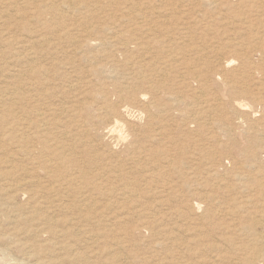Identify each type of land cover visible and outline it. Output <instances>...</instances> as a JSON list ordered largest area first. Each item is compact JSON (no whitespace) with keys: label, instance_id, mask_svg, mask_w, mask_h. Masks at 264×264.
<instances>
[{"label":"rangeland","instance_id":"374dc122","mask_svg":"<svg viewBox=\"0 0 264 264\" xmlns=\"http://www.w3.org/2000/svg\"><path fill=\"white\" fill-rule=\"evenodd\" d=\"M83 25L88 26L86 33L80 30ZM160 29L165 33H160ZM156 39L162 44H155ZM263 40L264 0H73L72 3H68V0H0V116L11 119L0 127L7 132L13 128L10 132L12 135L9 134L7 139L0 142V171L11 172V175L3 180V184H0V187H4L0 189V202L3 200V211L0 210V264H32L35 259L32 257L34 252L47 264H263L257 261L260 245L257 236L264 226ZM93 57L96 58L95 61L89 62L90 58L94 60ZM156 60L160 62L157 63ZM231 60L233 64L228 67H222L220 64ZM157 66L158 73L154 70L155 73L152 68ZM205 69H214L216 75L206 73ZM30 70L34 72L32 75ZM86 70L98 72L84 76ZM99 72L102 73L101 76ZM140 73L152 76L144 82L145 84L142 83L143 86L138 83L135 88L136 100L127 103L131 106L128 112L124 100L119 102L117 99L115 80H121L129 86L137 81V74ZM82 77L84 82L87 80L86 87L82 85L75 90L68 88L75 80L82 81ZM101 78H104L105 82ZM157 81L161 83L158 85L159 89ZM162 83L165 84L164 87ZM91 87L102 88L103 93L99 94L97 103L93 102L87 108L88 111L78 109L79 112L72 117L74 112H71V115V106L76 105V101L89 100L84 93ZM233 88L246 91V88H249L248 94H232ZM166 90L169 93L165 92ZM104 94L107 97L105 100L102 99ZM155 95H159L161 100L158 101ZM241 99L248 103V110L243 111L235 106V101ZM106 101L116 106L122 104L120 119L124 124V140L116 142L102 136L104 125L112 120L101 117L104 105L98 107L97 104L102 105ZM132 104L137 105L132 107ZM4 111L5 114H2ZM27 111L37 118H40L39 114H43L42 119L46 117L47 123L50 124L48 128L36 130L38 135L44 131L43 135L46 134L51 139L48 146L55 143L65 144L70 148L74 146L71 140L65 142L58 136V131L64 128L61 126L56 130L52 121L69 124V129L73 126L70 131L74 137L78 133L86 136L83 140L81 138V142L79 140L80 145L75 144L73 147L75 153L71 157H75V164L78 166L69 167L70 163L66 162L63 168L67 167L69 172L61 169L66 180L72 181L69 185L70 191L63 189L64 185L62 190L49 178L48 171L51 174L59 173L54 166L57 161L50 155V151L41 146L42 143H38L41 142L38 137L34 139L33 144L27 139H22L27 146L33 145L32 151L28 149V153L20 147L18 149L17 142L12 144L11 136H16L14 131L18 129L12 116L16 112L14 116L23 113L27 115ZM221 114L231 119L232 137L235 142L227 138L226 130L231 129L222 126V122L227 123V119L223 120ZM68 116L73 119L65 120ZM97 119L101 122L97 123ZM90 121L95 123L94 129L97 128V131H92L88 126ZM253 121L258 124L250 129L249 124ZM8 123L13 127L10 128ZM201 125H204L203 128L198 127ZM239 125L247 126L249 131ZM49 126L55 131H51ZM87 126L90 129L86 128ZM26 128L24 125V129ZM80 128L83 129L82 132ZM77 129L80 131L76 132ZM27 130L28 128L25 132L29 131ZM30 131L29 135H34L35 131ZM83 132L87 134L83 135ZM200 134L202 136H199ZM94 139L96 140L93 141ZM83 144L87 147L84 148ZM223 144L230 149L238 148L240 154H232L238 158L233 160ZM138 149L139 151H136ZM95 155L101 156V168L97 166L100 163L89 165L88 159ZM49 158L54 163L48 161ZM124 158L129 163H126ZM102 161L105 163L102 164ZM13 163L16 166H12ZM86 164L89 166L86 167ZM90 168L94 172L93 175L96 173L95 177L92 174L89 177ZM103 168L107 170L106 174L103 173ZM120 174L129 179L128 190L124 186L121 187L125 182H121L117 177ZM13 175H16V178ZM103 175H108L105 180ZM17 181L20 187L17 186ZM75 181H78L76 186ZM114 183H118L119 187ZM93 185L103 187L97 191ZM13 186L16 187L12 188ZM44 186H48V190L45 191ZM72 187L80 190L76 189V192ZM122 188L125 190L122 191ZM96 191L99 196L103 194L101 198ZM28 192L32 193L27 194ZM121 197L124 199L123 203L116 201ZM110 200L116 202L113 204ZM95 201L97 205L93 203ZM40 203L42 204L39 205ZM44 204L45 206H42ZM36 205L39 209L43 207V211L37 212L38 214L26 221L28 215L24 213L31 211V208H38ZM91 213H94L92 217H88ZM20 214H23L25 221L20 219ZM74 215L78 218L76 216L72 219ZM111 216L119 218L116 220ZM16 217L18 219H15ZM83 217L88 218L82 220ZM120 218L124 221L120 222ZM59 220L64 221V224L54 225L55 221ZM52 225L57 226V229ZM50 227L61 231V236L52 237ZM66 229L69 234L64 233ZM2 237L6 239L2 240ZM57 260L58 262H55Z\"/></svg>","mask_w":264,"mask_h":264},{"label":"bare ground","instance_id":"6f19581e","mask_svg":"<svg viewBox=\"0 0 264 264\" xmlns=\"http://www.w3.org/2000/svg\"><path fill=\"white\" fill-rule=\"evenodd\" d=\"M72 1L73 0H68V3H72ZM73 5V4H72ZM75 6V5H74ZM216 8V7H215ZM138 12V11H137ZM137 25H139V23L137 24ZM84 26V27H83ZM81 28H80V30H81V32H87V28H88V26H86V25H83ZM143 26H145V25H143ZM91 29V28H90ZM80 32V33H81ZM160 33H162V34H164L165 32H164V30H161L160 29V31H159ZM240 33V32H239ZM163 36V35H162ZM160 37V36H159ZM158 37V38H159ZM163 37H165V35L163 36ZM263 37V36H262ZM240 38V37H239ZM130 39V38H129ZM136 39V38H135ZM160 39V38H159ZM260 39V38H259ZM258 39V40H259ZM102 40V39H101ZM158 39H156V40H154V43L155 44H162L160 41H157ZM161 40V39H160ZM164 40V38L162 39V41ZM93 41V40H92ZM264 41V40H263ZM164 42V41H163ZM251 42V41H250ZM83 43V42H82ZM165 43H167L166 41H165ZM100 44H101V42H100ZM120 44V43H119ZM124 44V43H123ZM122 44V45H123ZM141 44V43H140ZM153 44V43H152ZM152 44H151V46H152ZM214 44V43H213ZM84 45V44H83ZM148 45V44H147ZM150 45V44H149ZM80 46H81V44H80ZM101 46V45H100ZM136 47H138V46H140V45H135ZM146 45L144 44V47H145ZM157 46V45H156ZM78 47V46H77ZM141 47V46H140ZM149 47V46H148ZM153 47H154V44H153ZM105 48V47H104ZM147 48V47H146ZM152 47H150V49H151ZM157 48V47H156ZM208 48V47H207ZM206 48V49H207ZM74 49V48H73ZM137 49V48H136ZM135 49V50H136ZM233 49V48H232ZM234 49H236V48H234ZM238 49H240V48H238ZM77 50V49H76ZM101 50H103V46H102V49ZM117 50V49H116ZM134 50V51H135ZM28 51V50H27ZM30 51V50H29ZM118 51V50H117ZM140 51V50H139ZM142 51V50H141ZM147 51H149V50H147ZM152 51H154V49L152 50ZM240 51V50H239ZM123 52H125V50L123 51ZM132 52H133V50H132ZM263 52H264V47H263ZM127 53V52H126ZM130 53V52H129ZM135 53V52H134ZM139 53V52H138ZM142 53V52H141ZM211 53H213V51H211ZM239 53V52H238ZM260 53V52H259ZM23 54V53H22ZM98 54V53H97ZM133 54V53H132ZM200 54H201V52H200ZM202 54H204V56H206L205 55V53H202ZM79 55V54H78ZM139 55V54H138ZM141 55V54H140ZM23 56V55H22ZM29 56H31V54L29 55ZM28 56V57H29ZM146 56V55H145ZM24 57V56H23ZM89 57V56H88ZM31 58V57H30ZM81 57H79V60H81L80 59ZM152 58V57H151ZM151 58H149V59H151ZM171 58V57H170ZM240 58V57H239ZM85 59V58H84ZM93 59H94V57H93ZM96 59V58H95ZM95 59L94 60H91V58H90V60H89V62L91 61H95ZM149 59H148V61H149ZM167 59H169V57H167ZM194 59V58H193ZM197 59H198V57H197ZM204 59V58H203ZM202 59V60H203ZM212 59V58H211ZM230 59V58H229ZM250 59V58H249ZM248 59V60H249ZM260 59V58H259ZM22 60H23V58H22ZM78 60V62H80ZM99 60V59H98ZM101 60H102V58H101ZM113 60V59H112ZM152 60V59H151ZM206 60V59H205ZM207 60H208V56H207ZM228 60V59H227ZM238 60V59H237ZM243 60V59H242ZM82 61V60H81ZM84 61H86V60H84ZM115 61V60H114ZM147 61V62H148ZM155 61V60H154ZM157 61V60H156ZM177 60H175V62H176ZM193 61H195V59L193 60ZM212 61H213V59H212ZM222 61V60H221ZM220 60H219V62H221ZM244 61V60H243ZM242 61V62H243ZM19 62H20V60H19ZM18 62V63H19ZM87 62V61H86ZM146 62V61H145ZM150 62V61H149ZM160 61L158 60L157 61V63H159ZM236 62V61H235ZM111 64H112V62H110ZM110 63H107V64H110ZM115 63V62H114ZM140 63V62H139ZM142 63V62H141ZM152 63V62H151ZM150 63V64H151ZM153 63H156V62H153ZM170 63V62H169ZM16 64V63H15ZM110 64V65H111ZM116 64V63H115ZM115 64H113V65H115ZM134 64V63H133ZM133 64H131V66L133 65ZM162 64V63H161ZM221 65H222V67L224 66V67H228L230 64H233V61L231 60V61H223L222 63H220ZM249 64V63H248ZM17 65V64H16ZM19 65V64H18ZM17 65V66H18ZM112 65V66H113ZM137 65V64H136ZM136 65H134V66H136ZM139 65V64H138ZM155 65V64H154ZM160 65V64H159ZM68 66H70V65H68ZM140 66V65H139ZM153 66V65H152ZM61 67H63V65L61 66ZM113 67H116V66H113ZM138 67V66H137ZM163 67V66H162ZM161 67V68H162ZM246 67V66H245ZM72 68H74V67H72ZM71 68V69H72ZM136 68V67H135ZM90 69V68H89ZM156 69H159V67L157 66V67H153L152 68V70L154 71V70H156ZM164 69V68H163ZM166 69V68H165ZM244 69V68H243ZM100 70H102V69H100ZM104 70V69H103ZM108 70V69H107ZM162 69H160V71H161ZM135 71V70H134ZM159 71V72H160ZM229 71V70H228ZM41 71H39V73H40ZM74 72V71H73ZM96 72H98V71H96V70H86L84 73H83V75L84 74H90V73H92V74H96ZM131 73H132V71H130ZM140 72V71H139ZM142 72V71H141ZM155 72V71H154ZM156 72H157V70H156ZM155 72V73H156ZM205 72L206 73H208V74H210V75H216L215 74V70L214 69H212V71H209L208 69H205ZM29 73L32 75L34 72H33V70H30L29 71ZM100 73V72H99ZM154 73V74H155ZM158 73V72H157ZM163 73V72H162ZM161 73V74H162ZM101 74L102 73H100L99 75L101 76ZM111 74V73H110ZM114 74V73H113ZM99 75L97 76V77H99ZM106 75H109V74H106ZM112 75V74H111ZM126 75V74H125ZM137 75H139L138 77H137V81L135 82V83H132V85H129V86H127V85H125V84H123L122 83V81L120 80H115V78H114V80H115V82L117 83V87H115V89L114 90H116L115 92L117 93L116 95H117V99L119 100V102H123V100H124V103H126V105H127V103L128 102H133L134 100H136V97H137V92H136V87H138V83L140 82V84H142V83H144L148 78H151L150 76H152V74L151 75H147V74H143V73H140V74H137ZM163 75V74H162ZM231 75V74H230ZM85 76V75H84ZM103 76V75H102ZM113 76H115V75H113ZM112 76V77H113ZM119 76V75H118ZM164 76V75H163ZM163 76H162V78H163ZM180 76H182V74L180 75ZM179 76V77H180ZM184 76V75H183ZM90 77H91V75H90ZM94 76H92V78H93ZM107 77V76H106ZM111 77V78H112ZM117 77V76H116ZM123 77V76H122ZM121 77V78H122ZM75 78H76V76H75ZM91 78V79H92ZM105 78V77H104ZM104 78L102 79L101 78V80H103L104 81ZM108 78V77H107ZM110 78V79H111ZM161 78V77H160ZM196 78V77H195ZM82 79V81H77V80H75V82L73 83V85H70L68 88L70 89V90H75V89H79L80 87H82V85H83V87H86L87 85H88V83L86 84L85 82L87 81V80H85V82H84V77H82L81 78ZM90 79V78H89ZM119 79V78H118ZM183 79H184V77H183ZM100 80V79H99ZM157 80V79H156ZM185 80V79H184ZM91 81V80H90ZM113 81V80H112ZM111 81V82H112ZM142 81V82H141ZM155 81V80H154ZM160 81V80H159ZM73 82V81H72ZM95 82V81H94ZM105 82V81H104ZM107 82V84H110V83H108V81H106ZM122 84H121V83ZM127 82V81H126ZM129 82V81H128ZM147 82V81H146ZM161 82V81H160ZM163 82V81H162ZM166 82V81H165ZM90 83V82H89ZM114 83V82H113ZM155 83H156V81H155ZM154 83V84H155ZM103 84V83H102ZM106 84V83H105ZM139 84V85H140ZM145 84V83H144ZM169 84V83H168ZM146 85H147V83H146ZM158 85H161V83H159L158 81H157V86ZM98 86V85H97ZM100 86V85H99ZM98 86V87H99ZM102 86V85H101ZM105 86V85H104ZM113 86V85H112ZM111 86V87H112ZM142 86H143V84H142ZM148 86V85H147ZM156 86V85H155ZM165 86V84L163 85V83H162V87H164ZM228 86V85H227ZM234 86H235V84H234ZM106 87H108L109 88V86L107 85ZM150 87V86H149ZM113 88V87H112ZM160 88V86H158V88L157 89H159ZM81 89H83V88H81ZM246 89H248L249 90V88H246ZM5 90V89H4ZM102 90V88L100 87L99 89H97L96 87L94 88V87H91V89L90 88H87V90L85 91V93L84 92H82V93H84V96H86L89 100H86V101H88V102H86V101H83V102H78V101H76V103H75V101L73 102V103H75L76 105H74L73 103V105L71 106V108H73V109H71L70 110V113L71 112H74V114H73V116L72 117H74L75 116V114H76V112L78 111V109H80V110H82V109H84V111H85V109H87V108H89L90 106H91V104L93 103V102H96L97 103V100H98V96H99V94H102L103 92L101 91ZM153 90V89H152ZM248 90L246 91L245 89L243 90V89H232L231 91H232V94L234 93V94H240V95H246V94H248ZM0 91H2V89H0ZM105 91V90H104ZM153 91H155V89L153 90ZM158 91H160V90H158ZM6 92V91H5ZM161 92V91H160ZM165 92H167V93H169L167 90L165 91ZM139 93V92H138ZM12 94V93H11ZM114 94V93H113ZM139 94H142V93H139ZM152 95L154 94V93H151ZM7 95V94H6ZM143 95V94H142ZM168 95V94H167ZM102 96V95H101ZM114 96V95H113ZM144 96V95H143ZM156 96V95H155ZM172 96V95H171ZM236 96V95H235ZM1 97V96H0ZM11 97H12V95H11ZM116 97V96H115ZM154 97V96H153ZM157 97V96H156ZM48 98V97H47ZM76 98V97H75ZM158 101H159V99L161 100V98H159V95H158ZM166 98V97H165ZM3 99V98H2ZM102 99H107V97H106V94H104L103 95V98ZM143 99V98H142ZM154 99H155V97H154ZM153 99V101H155ZM232 99V98H231ZM7 100V99H6ZM243 99H241V101H235V106L237 107V108H240V110H248L247 109V107H248V103H245L244 101H242ZM9 101V100H8ZM110 101V100H109ZM108 101V102H109ZM126 101V102H125ZM152 100H151V102H153ZM0 102H2V101H0ZM12 102V101H11ZM107 101L106 102H104V103H102V105H99V104H101V103H99V104H97L98 105V107H100V106H103V109H104V112L103 111H101V112H103L101 115V117L103 118V119H108V120H112V121H109L108 123H106L105 125H104V127H103V135L102 136H107V137H109L110 138V140L111 139H114L116 142H118V141H121V140H124V138H125V132H124V127H123V123L121 122L122 120L120 119V107L122 106V104H120L121 106H116V104L115 105H112V104H110V103H108ZM110 102H112V101H110ZM150 102V101H149ZM6 103V102H5ZM9 104H10V101L8 102ZM13 103V102H12ZM11 103V104H12ZM113 103H115V102H113ZM135 103H137V102H135ZM139 103V102H138ZM71 104V103H70ZM148 104V103H147ZM159 105L161 104V103H158ZM31 105H34V104H31ZM94 105H96V104H94ZM125 105V106H126ZM133 105L134 104H132V107H133ZM137 105V104H136ZM136 105H134V106H136ZM142 105V104H141ZM143 105H144V103H143ZM158 105V106H159ZM124 106V105H123ZM147 106V105H146ZM155 106H156V103H155ZM12 107V106H11ZM31 107H34V106H31ZM97 106H96V108H98ZM144 107V106H143ZM154 107V106H153ZM9 108V107H8ZM21 108V107H20ZM29 108H30V106H29ZM68 108V107H67ZM92 108V107H91ZM95 108V109H96ZM125 108V107H124ZM129 108H131V106L129 107L128 105H127V107H126V110L129 112ZM134 108H137V107H134ZM158 108H162V107H158ZM10 109V108H9ZM31 109V108H30ZM70 109V108H69ZM122 109V108H121ZM152 109V108H151ZM154 109V108H153ZM155 109H157V107L155 108ZM154 109V110H155ZM1 110V109H0ZM33 110V109H32ZM36 110V109H35ZM44 110V109H43ZM42 110V111H43ZM62 110V109H61ZM68 110V109H67ZM135 110V109H134ZM142 110V109H141ZM145 110V109H144ZM7 111H9V110H6V112ZM30 111V110H29ZM65 111V110H64ZM69 111V110H68ZM87 111H88V109H87ZM146 111V110H145ZM157 111H158V109H157ZM156 111V112H157ZM19 112V111H18ZM21 112V111H20ZM22 112H23V110H22ZM26 112V111H25ZM31 112V111H30ZM36 112V111H35ZM39 112V111H38ZM50 112H52V110L50 111ZM79 112V111H78ZM99 112V111H98ZM191 112V111H190ZM2 114H5V111L4 112H1ZM17 113V112H16ZM15 113V114H16ZM27 113H28V111H27ZM49 113V112H48ZM81 113V112H80ZM86 113V112H85ZM140 113V112H139ZM146 113H148V112H146ZM159 113H160V110H159ZM14 114V115H15ZM24 114V113H23ZM23 114H20V116H12V120H13V122H14V125L15 126H17L18 127V129L17 130H15L14 131V133L16 134V136H11V140L14 142L15 141V143H13L10 139V141L12 142V144L14 145V144H16V142H17V144H18V149H19V147H20V149H24L25 151L27 150V153L29 152V151H32V146H27V143L26 142H24L22 139H27L28 140V142L29 141H31V142H29V143H31V144H33L34 142V139L36 140V138L38 137L39 138V141L41 140V142H38V143H42L41 144V146L45 149V150H47V151H50V155L51 156H53V157H55L54 159L57 161V163L55 164L50 158L48 159V161L49 160H51L53 163H54V166H56L57 167V170L59 171V173L58 174H51V172L50 171H48V173H49V175H48V173H46V175H48L49 176V178H51L52 180H53V182H55L56 184H57V186L59 185L60 187H61V189H62V187H63V185H64V187H63V189L64 188H67L68 190L70 189V187H69V185L71 184L70 182H72L70 179L69 180H66L67 178H66V176H65V174H64V170L67 168L66 166V168L64 169L63 167H64V165L65 164H67V163H70V165H68L69 167L70 166H75V167H77L78 165H76L75 163H76V159H74L75 157H71V156H73L74 155V153L75 152H73V149H75V148H73L74 146H75V144L77 145V144H79L80 145V143H78L79 142V140H80V142H81V138H82V140H83V138H84V134H87V132L86 133H84L83 132V135L84 136H82V134L81 133H76V132H78V131H80L81 130V132H82V130L84 129V126H83V129H81L80 128V130H78L77 129V131L75 132L76 134H77V138L76 137H74L73 135V133L70 131L71 129H72V127H71V129H69V127L68 126H70L69 124H67L66 125V123L65 124H63L64 122H61V121H58V122H54V121H52L51 123H52V125H54L55 126V128H56V130L57 129H60L61 128V126H62V128H64V129H61L60 131H58V133L57 134H59L58 136H60V138H63L64 139V141L66 142V141H72V143L74 144V146H72V148H70V147H68V145L66 146L65 144L64 145H62V144H58V143H55V144H53L52 146L54 147L55 146V148H53L52 146H48L47 144H48V142L49 141H51V139H49L47 136H46V134L45 135H43L44 133V131L42 132V134H40V135H38L39 133H37V130H39L40 128L41 129H46V127L48 126V125H50V124H48L47 123V120L44 118V119H42V115L43 114H39V116H40V118H37L36 116H33V113H32V115H31V113L29 114H27V115H23ZM51 114V113H50ZM52 114H53V112H52ZM51 114V115H52ZM67 114V113H66ZM65 114V115H66ZM88 114V113H87ZM94 114V113H93ZM149 114V113H148ZM157 114V113H156ZM71 115H72V113H71ZM150 115H152V114H150ZM219 115V114H218ZM24 116H27V117H24ZM38 116V117H39ZM98 116V115H97ZM155 116V115H154ZM72 117H70L69 118V116L68 117H66L65 118V120H68V119H71ZM77 117V116H76ZM91 117H93V116H91ZM153 117V116H152ZM157 117V116H156ZM220 117V116H219ZM50 118V117H49ZM52 118V117H51ZM121 118H123V117H121ZM159 118V117H158ZM190 118V117H189ZM221 118L223 119V120H226L227 119V123H223L222 122V126L224 125L225 127H228V129H231L232 128V121H231V119L229 118H227L226 116H223L222 114H221ZM61 119V118H60ZM73 119V118H72ZM76 119V118H75ZM78 119V118H77ZM92 119V118H91ZM102 119V120H103ZM163 119V118H162ZM8 120L10 121L11 119L10 118H6V117H3V116H0V126H1V124L2 123H4V122H8ZM55 120V119H54ZM151 120V119H150ZM57 121V120H56ZM71 120H69V122H70ZM97 121H98V119H97ZM159 121H160V119H159ZM191 121H192V119H191ZM72 122V121H71ZM84 122V121H83ZM99 122H101V121H98L97 123H99ZM151 122V121H150ZM149 122V123H150ZM187 122H188V120H187ZM204 122V121H203ZM246 122H249V121H246ZM68 123V122H67ZM146 123V122H145ZM148 123V122H147ZM156 123H158V122H156ZM191 123V122H190ZM240 123V122H239ZM10 123H8V125H9ZM62 124V125H61ZM78 124H79V121H78ZM82 124V123H81ZM103 124H104V122H103ZM129 124V123H128ZM151 124V123H150ZM153 124V123H152ZM162 124V122H160V125ZM189 124V123H188ZM199 124V123H198ZM257 124L258 123H256V122H254L253 121V123H251V124H249V126L251 125V127H250V129H252V128H255V126H257ZM5 125H7V124H5ZM7 125V126H8ZM24 125H26V127L28 128V132H25V130L27 129H24ZM73 125V124H72ZM74 125H76V124H74ZM159 125V124H158ZM187 125V124H186ZM200 125V124H199ZM80 126V125H79ZM91 129H92V131L94 130V131H97L96 129H94V127H95V123L93 122V121H90V123H89V125H88ZM88 126L86 127V128H88ZM203 126L204 125H201V126H198V127H201V128H203ZM206 126V125H205ZM9 127L11 128V127H13V126H10L9 125ZM51 126H49V129L51 130V128H50ZM159 127H161V126H159ZM236 126H234V128H235ZM239 127H240V125H239ZM243 127H245V129H247L246 127L247 126H243ZM243 127H240V128H243ZM48 128V127H47ZM77 128V126L75 127V129ZM79 128V127H78ZM90 128H88V129H90ZM163 128V127H162ZM5 129V128H4ZM13 129V128H12ZM12 129H11V131H12ZM16 129V128H15ZM24 129V130H23ZM30 129H33L34 131H35V133H34V135L32 136V135H29V134H31L30 132ZM37 129V130H36ZM226 129V128H225ZM8 130V129H7ZM53 130V129H52ZM51 130V131H52ZM232 130V129H231ZM231 130H226V136H227V138L229 137V139H230V141L231 142H235L234 141V139H233V137H232V132H233V130L231 131ZM248 130V129H247ZM10 131V132H11ZM51 131H49V132H51ZM55 131V129L53 130V132ZM145 131V130H144ZM149 131V130H148ZM201 131V130H200ZM223 131V130H222ZM244 131V130H243ZM249 131V130H248ZM9 132V131H8ZM6 130H4L3 131V128H1L0 127V142H2V140L4 139H7L8 138V135L10 134V132L8 133ZM48 132V131H47ZM134 132V131H133ZM159 132V131H158ZM221 132V131H220ZM225 132V131H224ZM224 132H221V133H224ZM246 132V130L244 131V133ZM264 132V131H263ZM56 133V132H55ZM97 133V132H96ZM145 133V132H144ZM150 133V132H149ZM194 133H196V132H194ZM235 133H237V132H235ZM242 133V132H241ZM247 133V132H246ZM245 133V134H246ZM14 134V135H15ZM95 134V133H94ZM94 134H92V135H94ZM141 134H143V133H141ZM147 134H148V132H147ZM151 134V133H150ZM159 134V133H158ZM202 134V133H201ZM199 135V136H202V135ZM238 134V133H237ZM10 135H12V134H10ZM9 135V136H10ZM133 135V134H132ZM143 135H145V134H143ZM152 135V134H151ZM160 135V134H159ZM198 135V134H197ZM129 136V135H128ZM225 136V135H224ZM86 137V136H85ZM89 137V136H88ZM160 137V136H159ZM222 137V136H221ZM244 137V136H243ZM58 138V137H57ZM54 140L56 139L55 138V136H54V138H53ZM52 139V140H53ZM90 139H91V136H90ZM212 139V138H211ZM214 139V138H213ZM241 139V138H240ZM3 140V141H4ZM8 140V141H9ZM53 140V141H54ZM58 140V139H57ZM89 140V139H88ZM96 139H94L93 141H95ZM141 140V139H140ZM147 140V139H146ZM246 140V139H245ZM9 141V142H10ZM61 141V140H60ZM93 141H91V142H93ZM148 141V140H147ZM156 141V140H155ZM229 141V140H228ZM33 142V143H32ZM55 142V141H54ZM62 142V141H61ZM84 142V144H85V141H83ZM90 142V141H89ZM218 142V141H217ZM238 142V141H237ZM236 142V143H237ZM28 143V144H29ZM37 143V142H36ZM51 143V142H50ZM67 143H69V142H67ZM86 143H88V142H86ZM94 143V142H93ZM93 143H92V145H93ZM97 143V142H96ZM98 143H99V141H98ZM138 143V142H137ZM144 143V142H143ZM2 144V143H1ZM70 144V143H69ZM83 144V147L85 146ZM144 144H147V143H144ZM216 144V143H215ZM222 144V143H221ZM227 144H231V145H234V143H228L227 142ZM242 144V143H241ZM88 145H89V143H88ZM91 145V144H90ZM149 145H151V143L149 144ZM224 145V144H223ZM238 145V144H237ZM36 146V145H35ZM78 146V145H77ZM96 146V145H95ZM100 146V145H99ZM142 146H144V145H142ZM148 146V145H147ZM229 146V145H228ZM239 146H241V145H239ZM0 147H1V145H0ZM15 147V146H14ZM87 147V146H86ZM86 147H84V148H86ZM94 147V146H93ZM97 147H98V145H97ZM230 147V146H229ZM2 148H3V146H2ZM96 148V147H95ZM101 148V147H100ZM141 148V147H140ZM146 147H143V149H145ZM147 148H149V147H147ZM240 148V147H239ZM28 149H29V151H28ZM35 149H38V148H35ZM77 149V148H76ZM80 149L82 150V148L80 147ZM224 149L225 150H228V153H229V156L233 159V158H235L236 156H233L232 154H235V155H238V154H240V152H238L237 150H238V148H237V150H235L234 148L233 149H230V148H228L227 147V145H224ZM246 149V148H245ZM245 149H243V150H245ZM1 150V149H0ZM103 150V149H102ZM130 150V149H129ZM141 150V149H140ZM241 150V149H240ZM248 150V149H247ZM246 150V151H247ZM21 151V150H20ZM23 151V150H22ZM21 151V152H22ZM95 151H97V150H95ZM101 151V150H100ZM100 151H98V152H100ZM120 151V150H119ZM136 151H139V149L138 150H136ZM141 151H143V150H141ZM149 151H150V149H149ZM151 151H153V150H151ZM216 151V150H215ZM2 152V151H1ZM42 152V151H41ZM94 152V151H93ZM98 152H96V154H98ZM102 152V151H101ZM104 152V151H103ZM107 152V151H106ZM106 152H104V153H106ZM112 152V151H111ZM110 152V153H111ZM127 152V151H126ZM4 153V152H3ZM17 153H18V151H17ZM90 153H92V152H90ZM122 153V152H121ZM128 153V152H127ZM131 153H133V151L131 152ZM135 153V152H134ZM141 153H143V152H141ZM148 153V152H147ZM218 153V152H217ZM221 153V152H220ZM242 153H244V152H242ZM1 154V153H0ZM16 154V153H15ZM32 153H30V155H31ZM40 154V153H39ZM43 154V152L40 154V155H42ZM94 154V153H93ZM151 154H152V152H151ZM17 155V154H16ZM34 155V154H33ZM78 155V154H77ZM76 155V156H77ZM83 155V154H82ZM86 155V154H85ZM101 156H102V154H100ZM106 155H108V154H106ZM129 155V154H128ZM137 155V154H136ZM138 155H140V154H138ZM143 155V154H142ZM146 155V154H145ZM150 155V154H149ZM221 155H223V153H221ZM19 156V155H18ZM21 156V155H20ZM25 156H26V153H25ZM45 156H46V154H45ZM47 156H49V155H47ZM50 156V157H51ZM97 156H99V155H95L94 157H92V158H90V159H88L89 160V165H93L94 166V164H97V163H100V159H101V156L100 157H97ZM108 156H111V155H108ZM141 156V155H140ZM147 156V155H146ZM145 156V157H146ZM212 156V155H211ZM213 156H214V154H213ZM220 156V155H219ZM224 157H225V155H223ZM8 157H10V156H8ZM12 157V156H11ZM14 157H15V155H14ZM24 157V156H23ZM27 157V156H26ZM31 157H32V155H31ZM34 157V156H33ZM37 157H39V156H37ZM43 157V156H42ZM42 157L40 158L42 161H43V159H42ZM89 157V156H88ZM103 157H104V155H103ZM107 157V156H106ZM114 157V156H113ZM116 157H118V155L116 156ZM130 157V156H129ZM150 157V156H149ZM148 157V158H149ZM229 157V158H230ZM2 158H4V157H2ZM16 158V157H15ZM45 158H47V157H45ZM82 158V157H81ZM95 158V159H94ZM108 158V157H107ZM107 158H105V160L107 159ZM137 158H138V156H137ZM136 158V159H137ZM140 158V157H139ZM142 158V157H141ZM236 158H238V157H236ZM6 159V158H5ZM8 159V158H7ZM22 159V158H21ZM78 159V158H77ZM109 159H111V158H109ZM108 159V160H109ZM213 159H214V157H213ZM76 160V161H75ZM81 160V159H80ZM117 160V159H116ZM124 160H125V162H126V159L124 158ZM234 160V159H233ZM235 160H238V159H235ZM5 160L3 159V162H4ZM11 161V163H12V160H10ZM14 161V160H13ZM45 161V160H44ZM50 161V162H51ZM87 161V160H86ZM111 161H113V159L111 160ZM129 161V160H128ZM140 161V160H139ZM51 162V163H52ZM67 162V163H66ZM80 162V161H79ZM95 162V163H94ZM135 162V160L133 161V163ZM0 163H1V156H0ZM40 163V162H39ZM43 163V162H42ZM91 163V164H90ZM104 163H105V161H104ZM103 163V161H102V164H104ZM107 163H109V162H107ZM122 163V162H121ZM124 163V162H123ZM126 163H129V162H126ZM8 164H10V162H8ZM44 165H46L47 164V161H46V164H45V162L43 163ZM80 164V163H79ZM115 164H117L116 163V161H115ZM115 164H110V165H115ZM5 165V164H4ZM31 165V164H30ZM42 165V164H41ZM47 165H49V164H47ZM87 165V164H86ZM89 165H87L86 167H88ZM1 166H3V165H1ZM12 166H16V165H14V163H13V165ZM51 166V165H50ZM81 166H83V165H81ZM97 166H100V168L102 167V165H101V163H100V165L98 164ZM96 166V167H97ZM106 166V165H105ZM68 167V168H69ZM112 167V166H111ZM116 167V166H115ZM120 167H121V165H120ZM132 167V166H131ZM137 167V166H136ZM4 168H5V166H4ZM45 168H48V167H46L45 166ZM51 168H53V167H51ZM83 168H85V165H84V167ZM122 168V167H121ZM126 168V167H125ZM133 168H135V167H133ZM43 169H44V167H43ZM50 169V168H49ZM63 171H62V170ZM71 169V168H70ZM87 169V168H86ZM85 169V170H86ZM91 169V168H90ZM89 169V170H90ZM95 169V168H94ZM99 169V168H98ZM107 169H109V168H107ZM119 169V168H118ZM61 170V171H60ZM66 170H68V169H66ZM76 170V169H75ZM84 170V171H85ZM103 170H104V168H103ZM103 170H102V172H103ZM111 170V169H110ZM113 170H114V168H113ZM126 170V169H125ZM12 171V170H11ZM17 171V170H16ZM21 171V170H20ZM20 171H18V172H20ZM44 171H45V169H44ZM71 171H72V169H71ZM70 171V172H71ZM77 171V170H76ZM80 171V170H79ZM79 171L78 172H76L77 174L79 173ZM99 171V170H98ZM105 171H107V170H104V174H106L105 173ZM115 171H116V169H115ZM120 171V170H119ZM123 171V170H122ZM68 172H69V170H68ZM100 173H101V171H99ZM110 172V171H109ZM11 172H9V170L7 171V170H5V171H0V184H3V180H6L7 179V177L9 176V175H11L10 174ZM72 173V172H71ZM70 173V174H71ZM84 173V172H83ZM82 173V174H83ZM87 173V172H86ZM92 173H94L93 171H92V169H91V171H89V175L90 174H92ZM102 173V174H103ZM137 173V172H136ZM19 174V173H18ZM81 174V173H80ZM81 174V175H82ZM96 174V173H95ZM95 174L93 175L94 177H95ZM98 174V173H97ZM115 174H116V172H115ZM20 175H22V172H21V174ZM45 175V176H46ZM101 175V174H100ZM111 176H112V173L110 174ZM136 175V174H135ZM13 176H15V178H16V175H13ZM18 176V175H17ZM104 176V175H103ZM108 176V175H107ZM107 176H104L105 178H104V180L106 179V177ZM69 177V176H68ZM74 177V176H73ZM78 177V176H77ZM80 177V176H79ZM89 177H91V175L89 176ZM113 177V176H112ZM117 177H119V179H120V181L121 182H125L124 184H122L121 185V187L122 186H124V188H127L126 190H128L129 188H128V185H130V183H129V179L127 180L125 177H124V175H118ZM127 177V176H126ZM71 178V177H70ZM87 178H88V176H87ZM93 178V177H92ZM131 179H134V178H132V177H130ZM75 179V178H74ZM77 179V178H76ZM102 179V178H101ZM9 180H11V179H9ZM25 180V179H24ZM78 180V179H77ZM93 180V179H92ZM110 180V179H109ZM114 180V179H113ZM112 180V181H113ZM128 182H127V181ZM27 181V180H26ZM82 181V180H81ZM85 181H86V179H85ZM90 181H91V178H90ZM111 181V180H110ZM110 181H109V184H110ZM131 181V180H130ZM96 182V181H95ZM99 182V181H98ZM101 182V181H100ZM104 182V181H103ZM133 182V181H132ZM5 183H9V182H5ZM11 183V182H10ZM20 183V182H19ZM29 183V182H28ZM50 183V182H49ZM48 183V184H49ZM77 183H78V181H77ZM76 181H75V186H76ZM83 183H84V181H83ZM105 183V185H106V182H104ZM120 183V182H119ZM232 183V182H231ZM230 183V184H231ZM17 186H18V181H17ZM21 184V183H20ZM19 184V185H20ZM87 184V183H86ZM88 184H89V182H88ZM88 184H87V186H88ZM93 184H94V180H93ZM95 184H97V183H95ZM102 185H103V183H101ZM109 184H107V185H109ZM113 184V183H112ZM115 184V183H114ZM118 184V183H117ZM117 184H115V185H117ZM10 185H13V184H10ZM10 185H8V186H10ZM29 185V184H28ZM32 185H34V184H32ZM133 185V184H132ZM138 185V184H137ZM229 185V184H228ZM24 186H26L27 187V185H25L24 184ZM54 186V185H53ZM90 187L92 186V185H89ZM93 186H95V185H93ZM113 186V185H112ZM112 186H111V188H112ZM118 186V185H117ZM5 187H7V186H5ZM14 187H16V186H13L12 188H14ZM18 187H20V186H18ZM41 187V186H40ZM77 187H78V185H77ZM103 186H101V188H102ZM109 187V186H108ZM119 187V186H118ZM138 186H136V188H137ZM228 187V186H227ZM10 188V187H9ZM42 188V187H41ZM47 188H49L48 186H44V189H45V191H46V189ZM59 188V187H58ZM81 189H82V187H80ZM84 188V187H83ZM86 188V187H85ZM84 188V189H85ZM101 188H98V186H95V188H94V190H99V189H101ZM107 188V187H106ZM124 188H122V191L123 190H125ZM132 188V187H131ZM0 189H4V187H2V185H1V187H0ZM16 189V188H15ZM43 189V188H42ZM54 189V188H53ZM62 189V190H63ZM72 189H73V187H72ZM74 189H75V191L76 192H78L77 190L79 189H77L76 187H74ZM73 189V190H74ZM77 189V190H76ZM109 188H107V190H108ZM114 189V188H113ZM119 189V188H118ZM117 189V190H118ZM6 190V189H5ZM14 190V189H13ZM48 190V189H47ZM56 190V189H55ZM67 190V191H68ZM80 190V189H79ZM89 190V189H88ZM88 190L86 191L87 193H88ZM103 190V189H102ZM101 190V191H102ZM112 190V189H111ZM116 190V189H115ZM116 190V191H117ZM120 190V189H119ZM7 191H9V190H7ZM49 191H50V189H49ZM65 191H66V189H65ZM65 191H63V192H65ZM70 191V190H69ZM97 191H96V193H97ZM115 191V192H116ZM40 192H42V191H40ZM44 192V191H43ZM103 192H104V190H103ZM106 192V191H105ZM108 192H109V190H108ZM107 192V193H108ZM111 192H113V191H111ZM121 192V191H120ZM2 193V192H1ZM6 193V192H5ZM30 192H28L27 194H29ZM32 193V192H31ZM30 193V194H31ZM35 193V192H34ZM90 193H92L91 191H90ZM123 193V192H122ZM3 194V193H2ZM7 194V193H6ZM36 194V193H35ZM38 194H39V192H38ZM43 194H45V193H43ZM89 194V193H88ZM98 194V193H97ZM100 194H101V192H100ZM113 194V193H112ZM117 194H119V193H117ZM81 195V194H80ZM90 195V194H89ZM103 195V194H102ZM102 195H100L99 196V194H98V196L101 198V196ZM84 196H86V194L84 195ZM88 196V195H87ZM93 196V195H92ZM91 195H90V197H92ZM114 196H116V194L114 195ZM118 196V195H117ZM122 196H124V194H122ZM10 197V196H9ZM8 197V198H9ZM29 197V196H28ZM62 197V196H61ZM105 197H106V195H105ZM33 198V197H32ZM31 198V199H32ZM39 198V197H38ZM41 198V197H40ZM57 198V197H56ZM60 198V197H59ZM85 198V197H84ZM108 198H109V196H108ZM112 198L114 199V197H113V195H112ZM120 198V197H119ZM127 197H125V199H126ZM3 199V198H2ZM1 199V200H2ZM31 199H30V201H31ZM51 199V198H50ZM49 199V200H50ZM53 199V198H52ZM55 199V198H54ZM88 199H89V197H88ZM94 199V198H93ZM96 199H98V198H96ZM116 199V198H115ZM28 200V199H27ZM36 200H37V198H36ZM35 200V201H36ZM57 200H58V198H57ZM60 200V199H59ZM58 200V201H59ZM63 200V199H62ZM81 200V199H80ZM82 200H83V198H82ZM95 200V199H94ZM104 200V199H103ZM106 200H107V198H106ZM3 201V200H2ZM2 201L0 202V203H2ZM34 201V200H33ZM39 201V200H38ZM56 201V200H55ZM86 201H89V200H86ZM108 201V200H107ZM111 201V200H110ZM116 201H118L119 203H123L124 202V199L121 197V199H117ZM116 201H111V203H115ZM5 202V201H4ZM49 202V201H48ZM53 202V201H52ZM60 202H64V201H60ZM97 202H98V200H97ZM96 201L95 202H93V203H97ZM105 202V201H104ZM33 203V202H32ZM39 203V202H38ZM82 203V202H81ZM89 203V202H88ZM110 203V204H111ZM113 203V204H114ZM10 204V203H9ZM42 203H40L39 205H41ZM54 204V203H53ZM61 204V203H60ZM73 204V203H72ZM86 204V203H85ZM50 205H52V203L50 204ZM88 205V204H87ZM92 205V204H91ZM91 205H90V207H91ZM97 205V204H96ZM8 206V205H7ZM31 206V205H30ZM33 206H35V205H33ZM32 206V207H33ZM37 206V205H36ZM42 206H45V204L44 205H42ZM55 206H56V204H55ZM70 206V205H69ZM38 207V206H37ZM49 207V206H48ZM47 207V208H48ZM58 207V206H57ZM78 207V206H77ZM79 207H81V206H79ZM82 207H83V205H82ZM87 207V206H86ZM86 207L84 208V209H86ZM93 207H94V205H93ZM92 207V208H93ZM97 207V206H96ZM3 209V203H2V205H0V210L1 211H3L2 210ZM8 209V208H7ZM30 209V208H29ZM42 209H43V207H42ZM42 209H39V207L38 208H36L35 207V209H33V208H31V211H29V212H27V213H24V214H27L28 215V219H26V221H29V219H31L32 217H33V215L34 214H36L37 212L39 213V211L40 212H42L43 210ZM74 209H75V207H74ZM83 209V210H84ZM94 210H95V208H93ZM210 209V208H209ZM9 210V209H8ZM46 210V209H45ZM87 210V209H86ZM85 210V211H86ZM93 210V211H94ZM97 210V209H96ZM95 210V211H96ZM0 211V212H1ZM75 211H76V209H75ZM84 211V212H85ZM89 211V210H88ZM93 211H91V212H93ZM53 212H55V211H53ZM53 212H52V214H53ZM77 213H78V211H76ZM87 212V211H86ZM37 213V214H38ZM47 214H48V211L46 212ZM71 213H73L72 211H71ZM88 213V212H87ZM56 214V213H55ZM84 214V213H83ZM82 214V215H83ZM94 214V213H93ZM92 213H91V215H89L88 217H92V215H93ZM98 214V213H97ZM80 215V214H79ZM87 215V214H86ZM96 215V214H95ZM99 215V214H98ZM110 215H112V214H110ZM139 215V214H138ZM137 215V216H138ZM19 216V215H18ZM54 216V215H53ZM77 215H74L73 216V218L72 219H75L74 217H76ZM85 216V215H84ZM109 216V215H108ZM136 216V217H137ZM141 216V215H140ZM87 217V218H88ZM97 217H99V216H97ZM112 217V216H111ZM113 217H115V216H113ZM113 217H112V219H113ZM143 217H145V216H143ZM63 218H65V217H63ZM77 218H78V216H77ZM86 217L84 218L83 217V219L82 220H84V219H87ZM102 218H104V217H102ZM116 218V217H115ZM117 218H119V217H117ZM117 218H116V220H117ZM122 218V217H121ZM121 218H120V220H121ZM142 218V217H141ZM148 218V217H147ZM153 218V217H152ZM15 219H18L17 217L15 218ZM20 219L21 220H23V221H25V218L23 217V214H20ZM52 219V218H51ZM105 219V218H104ZM108 219V218H107ZM106 219V220H107ZM111 219V218H110ZM140 219V218H139ZM151 219V218H150ZM154 219V218H153ZM48 220H50V218L48 219ZM55 220V219H54ZM54 220H52V221H54ZM64 220V219H63ZM80 220V219H79ZM1 221V220H0ZM17 221H19V220H17ZM65 221V220H64ZM64 221H62V220H59V221H55V223H54V225L55 224H57V225H63L64 224ZM95 221V220H94ZM96 221H97V219H96ZM100 221V220H99ZM102 221V220H101ZM119 221V220H118ZM122 221H124V220H121L120 222H122ZM49 222V221H48ZM51 222V221H50ZM86 222H87V220H86ZM89 222V221H88ZM153 222V221H152ZM1 223V222H0ZM69 223V222H68ZM97 223V222H96ZM3 224V223H2ZM1 224V225H2ZM66 224H67V222H66ZM91 224H93V223H91ZM54 225H52V226H54ZM72 226V225H71ZM54 227H56L55 229H57V226H54ZM50 229H51V236L52 235H54V236H57V237H59V236H61V231H56L55 229H53L52 227H50ZM49 230V229H48ZM64 231V230H63ZM45 233V232H44ZM64 233L65 234H67L68 232H67V229L64 231ZM3 234V233H2ZM40 234V233H39ZM42 234V233H41ZM46 234V233H45ZM69 234V233H68ZM37 235V234H36ZM49 235H50V233H49ZM0 236H2L1 234H0ZM4 236V235H3ZM50 236V237H51ZM64 236V235H63ZM8 236H6V238H7ZM37 237V236H36ZM35 237V238H36ZM53 237V236H52ZM3 238H5V237H2V240H3ZM5 238V239H6ZM257 238L259 239L258 240V242H259V246H258V250H257V252H258V254H257V256H258V262H260V263H263L264 264V226H263V229H262V231H261V233L259 234V236H257ZM8 239H9V237H8ZM41 239V238H40ZM49 239V238H48ZM94 239V238H93ZM46 240V239H45ZM50 240V239H49ZM91 240H92V238H91ZM96 240V239H95ZM47 242H48V240H46ZM94 241V240H93ZM93 241H92V243H93ZM45 242V241H44ZM18 244V243H17ZM49 244H50V242H49ZM91 245H93V244H91ZM17 246V245H16ZM19 246V245H18ZM22 246V245H21ZM21 246H20V248H21ZM47 246V245H46ZM60 246H63V245H60ZM64 247V246H63ZM93 247H95V245L93 246ZM17 248H19V247H17ZM19 248V249H20ZM49 248V247H48ZM47 249V248H46ZM63 249V248H62ZM96 249V248H95ZM127 249V248H126ZM22 250V249H21ZM60 250H61V248H60ZM25 252V251H24ZM255 254L256 253H254L253 254V256H254V258H255ZM25 255V254H24ZM30 255V254H29ZM29 255H28V257H29ZM24 257V256H23ZM32 257H34L35 259L33 260V262H32V264H47V263H44V262H42L41 260H40V258L38 257V256H36V254H35V252L32 254ZM59 259H62V258H59ZM58 259V260H59ZM58 260L57 261H55V262H58ZM116 260V259H115ZM52 261V260H51ZM62 262L64 261V260H61ZM126 261V260H125ZM30 262V261H29ZM122 262H124V260H122ZM127 262V261H126ZM24 263V262H23ZM60 263V262H59ZM255 264H257V263H255Z\"/></svg>","mask_w":264,"mask_h":264}]
</instances>
